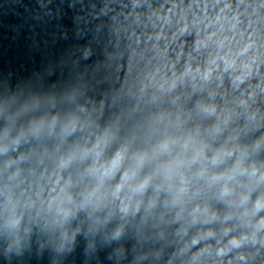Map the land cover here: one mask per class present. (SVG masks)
<instances>
[{
    "label": "clouds",
    "instance_id": "obj_1",
    "mask_svg": "<svg viewBox=\"0 0 264 264\" xmlns=\"http://www.w3.org/2000/svg\"><path fill=\"white\" fill-rule=\"evenodd\" d=\"M26 10L66 47L0 80V260L264 264V0Z\"/></svg>",
    "mask_w": 264,
    "mask_h": 264
},
{
    "label": "water",
    "instance_id": "obj_2",
    "mask_svg": "<svg viewBox=\"0 0 264 264\" xmlns=\"http://www.w3.org/2000/svg\"><path fill=\"white\" fill-rule=\"evenodd\" d=\"M34 3L35 0H0V80L9 77L13 85L42 71L66 47L65 41L56 39V34L64 30L60 22H45L26 10ZM71 16L69 9L62 21L69 29ZM70 259L81 264L79 250ZM0 264L4 262L0 260ZM29 264H49L48 256L33 257Z\"/></svg>",
    "mask_w": 264,
    "mask_h": 264
}]
</instances>
